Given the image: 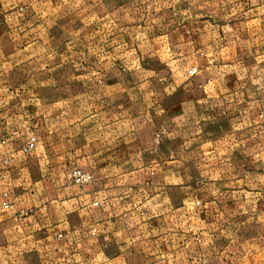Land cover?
<instances>
[{"label":"crops","instance_id":"1","mask_svg":"<svg viewBox=\"0 0 264 264\" xmlns=\"http://www.w3.org/2000/svg\"><path fill=\"white\" fill-rule=\"evenodd\" d=\"M130 4L85 8L86 19L109 21L84 28L91 32L83 43L84 72L68 76L60 89L47 88L31 115L0 121L3 260L69 245L71 235L60 233L68 224L56 218V208L66 204L72 207L70 212L84 211V252L95 248L108 262L124 260L125 255L140 257L135 264H150L157 254L167 264H177L184 255L180 252L186 246L185 235L170 233L168 226L160 228L164 233L160 238L173 244L172 251L163 254L154 250L153 225L184 222L185 214L179 213L185 208L184 176L191 167L184 160L191 159L193 187L199 191L192 199L198 206L194 220L199 239L204 238L208 216V222L213 217L218 221L225 214L231 218L227 221L240 226L239 236L226 231L223 246L213 252L200 244L191 264L205 253L226 256L229 264L263 263L264 191L247 170L250 164L264 167V69L211 71L208 81L199 83L188 75L196 67L185 69L188 43L180 28L160 37L150 34L147 26L154 27L137 22L133 16L137 8ZM229 4L221 33L216 34L217 26L209 28V44L224 40L227 61L243 66L247 62L243 48L264 46V0ZM109 30L107 38L98 36ZM122 30L130 35H118ZM142 31L145 40L138 37ZM169 33L177 34L172 38ZM197 43L202 45L201 40ZM132 46H144L147 52L127 57ZM206 61L214 67V60ZM108 63L117 68L105 70ZM77 78L84 83L74 93ZM218 79L240 80L235 81L240 85L218 87ZM218 121L259 130L237 135L205 131L206 124ZM30 138H35V147L27 154L23 148ZM227 165H241L240 174L233 175L224 168ZM75 169L91 174L92 181L74 184ZM218 237L215 232L210 241L216 243Z\"/></svg>","mask_w":264,"mask_h":264},{"label":"rangeland","instance_id":"2","mask_svg":"<svg viewBox=\"0 0 264 264\" xmlns=\"http://www.w3.org/2000/svg\"><path fill=\"white\" fill-rule=\"evenodd\" d=\"M118 3L123 5L131 3L130 5L136 7L137 10L133 13V16L137 22L146 21L154 27L152 30L150 26H147L146 30L150 34H157L160 37L179 27L181 35L187 39L186 43H188L186 45L185 69L195 66L197 72L193 76H196L199 83L207 82L206 77L211 71L221 73L228 70L248 69L250 72L255 73L257 70L264 69L263 45L243 48L242 53L245 54L243 56L246 57L247 61L243 63V66L227 61L224 40L217 41L218 45L216 46H210L209 43L212 37L210 38L209 28L210 26H217L219 31L224 29V12L227 6H230L229 0H0V121L9 120V122H12L24 115H31L41 97L46 95L45 90L47 88L60 89L68 76L83 73L84 62L81 59L84 51V38L91 37V32H85L84 28L87 29L89 26H93L92 24L96 21H99L97 23L99 27L109 21L108 18L88 20L84 15V9L93 7L92 10L95 11V7L99 5L104 8L103 10H107ZM125 22H127V19ZM89 23L92 24L87 25ZM183 25L186 26L182 31L181 27ZM94 31L96 30L94 29ZM110 32V30L100 31L101 34L98 36L107 38ZM218 33L220 34L221 31L216 32V34ZM119 34L125 37L130 35L128 31L124 30L120 31ZM144 34L142 31V34L138 37L145 40ZM169 34L172 38H175L177 33ZM131 36L135 37V34L132 33ZM95 37L97 36L95 35ZM199 40H201V46H198L197 42ZM127 50L131 51L127 52L130 56H126L135 58L147 52V48L144 46H132ZM238 54L240 55V50ZM237 55L236 59L240 57ZM209 59L215 62L212 68L207 66L206 60ZM234 65L236 66L232 67ZM112 68H117V66L113 63L104 66L105 70ZM235 81L240 82V80L218 79L216 85L223 88H235L240 85L236 84ZM83 83L84 80L80 78L73 79V92H80ZM79 101L80 99H77V102ZM207 130H210L211 133L217 131V134L237 135L254 134L256 131L258 132L259 128L258 126H248L240 129V127L233 126L231 122L218 121L217 125L206 124L205 131ZM205 144L206 150H208L209 143ZM186 146L189 147L191 144ZM184 162L191 166L186 170L184 176L185 185L188 186L185 190V208L179 213L185 214V220L179 223L153 225L154 250L164 251L163 254H166V251H172L173 244L172 242L167 243L166 240H163L164 238H160L164 236V233H159L160 228L164 230L168 226L170 233L175 234L178 231L185 235L186 246L184 252H180L184 255L178 257L177 264H191L193 254L200 247V244H202V247L205 246L207 250L210 246L212 252L223 246L224 237L222 236L226 231H236L238 236L240 234L239 224L227 221L231 218L223 214L217 218L218 221L213 217L212 221L208 222L210 219L209 216L207 217L208 220L203 227L204 235L201 237L204 238L199 239V227L194 220V216L198 212V206H195L192 200L199 197V191L193 187L195 176L191 173V159H185ZM240 167L241 165L224 166L228 171L231 169L233 175L240 174ZM247 171H249L252 178L250 179H254L264 191V167L257 168L255 164H250ZM257 178H260L258 182L256 181ZM71 208L66 204L56 208L57 220L63 219L62 221L65 220L68 224L60 230V233L71 235L67 238L70 247H68V244L62 243L56 249L43 254L31 252L21 258L13 255L9 258V262L4 261L2 258L4 255L0 254V264H135L140 260V257L125 255L122 257L124 260L108 262L97 256L95 248L85 249L84 252V211L81 212L76 209L70 212ZM215 232L220 235L216 243L210 241V236ZM205 255L200 261L197 259L193 264L197 262L199 264H229L230 261L226 256L212 257L210 253L209 255L205 253ZM151 258L153 261L150 264H167L168 261L166 258L160 259L157 254H154ZM260 261H264V256ZM261 264H264V262Z\"/></svg>","mask_w":264,"mask_h":264},{"label":"built area","instance_id":"3","mask_svg":"<svg viewBox=\"0 0 264 264\" xmlns=\"http://www.w3.org/2000/svg\"><path fill=\"white\" fill-rule=\"evenodd\" d=\"M196 72H197V69L192 68L188 71V75L193 76L196 74ZM263 115H264V110H263V113L261 114V116H263ZM35 141H36L35 138H30L28 140V142L25 144V146L23 148L24 153L29 154L34 150ZM92 179H93V176L91 174L82 172L79 169H75L71 173V180L74 184H77V185H83V184L90 183L92 181ZM2 207L5 209L8 208V204L3 203Z\"/></svg>","mask_w":264,"mask_h":264}]
</instances>
